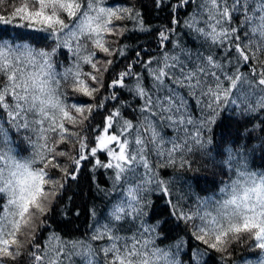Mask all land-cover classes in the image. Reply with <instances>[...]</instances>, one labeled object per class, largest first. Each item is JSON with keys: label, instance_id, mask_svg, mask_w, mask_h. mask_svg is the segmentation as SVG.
I'll use <instances>...</instances> for the list:
<instances>
[{"label": "snow or ice", "instance_id": "snow-or-ice-1", "mask_svg": "<svg viewBox=\"0 0 264 264\" xmlns=\"http://www.w3.org/2000/svg\"><path fill=\"white\" fill-rule=\"evenodd\" d=\"M153 5L168 11L157 29L145 26L136 0H0V264H184L183 237L157 243L155 192L198 242L189 264H205L210 251L236 264L237 247L258 252L246 264H264V174L238 161L215 214L207 201L203 213L186 210L162 178L191 170L228 106L264 113V0ZM135 31L152 36L156 51L129 55L124 40ZM10 129L22 134L27 158L13 155ZM89 166L111 180L97 191L122 190L121 198L103 223L90 213L83 238L65 239L50 221L68 181Z\"/></svg>", "mask_w": 264, "mask_h": 264}, {"label": "trees", "instance_id": "trees-1", "mask_svg": "<svg viewBox=\"0 0 264 264\" xmlns=\"http://www.w3.org/2000/svg\"><path fill=\"white\" fill-rule=\"evenodd\" d=\"M109 6H120L124 0H108ZM136 7L141 13L145 26L151 29L160 28L168 22V11H161L154 7L153 0H136ZM131 27V25H129ZM14 35V33H12ZM189 46L195 47L196 42L190 37H185ZM128 46V54L135 51H156V41L147 32H130L128 38L124 40ZM63 57H60L61 62ZM86 99V98H85ZM236 106H228L221 111L217 122L211 126L205 139L208 141L206 147L198 151L192 159L191 170L166 169L163 171V179L170 181L174 190V195L179 194L184 197L182 203L187 209H200L202 201L209 202L207 211L215 214L216 201L224 199V194L220 189L230 185L237 179V162H242L248 172L255 173L257 177L264 174V113L241 115L239 109L234 111ZM101 115H97L95 122L99 123ZM218 132V133H217ZM10 141L13 155L17 159H24L31 155L29 146L25 143L22 134H17L14 129H10ZM214 144H218L214 146ZM258 164V166L256 165ZM222 171H227L224 174ZM103 170L95 173L90 166L82 169L79 179L69 180L67 189L62 201L59 203L54 219L50 222L53 228L65 239L83 238L93 223L90 213L95 210L96 219L103 223L111 209L113 202L120 197V192H112L110 196H105L97 191V184L100 188H111V180L108 174H101ZM216 175L213 182H206V176ZM202 185L201 190L197 188ZM169 197L160 192L151 194V206L149 208L150 218L158 223L160 239L157 243L162 248H167L175 243L178 237H183L187 241L183 248L182 259L184 264H189L190 250L198 243L193 240L188 233L190 226L171 216V205L167 202ZM203 213V209H200ZM177 223L179 230L168 234L163 219ZM170 231V230H169ZM171 232V231H170ZM47 235V233H42ZM236 264H246L251 258L259 256L258 252L237 247L234 253ZM205 264H221L219 255L210 251L204 257ZM21 264H27L26 258H21ZM79 264V262H78Z\"/></svg>", "mask_w": 264, "mask_h": 264}, {"label": "bare ground", "instance_id": "bare-ground-1", "mask_svg": "<svg viewBox=\"0 0 264 264\" xmlns=\"http://www.w3.org/2000/svg\"><path fill=\"white\" fill-rule=\"evenodd\" d=\"M64 59H62V61H63ZM218 133V132H217ZM218 144H214V146H217ZM257 166H258V164H256ZM224 174H228V172L227 171H222ZM207 178H206V180H208V181H206V182H209V183H211V182H213L214 181V179H215V177H216V175H211V176H206ZM203 186L202 185H198L197 186V188H199L200 190H201V188H202ZM163 224H164V226H165V228H166V230L168 231V234L169 235H171L172 234V232H176L177 230H179V227H177V223L176 222H172V221H169L167 218H164L163 219ZM171 232H170V231Z\"/></svg>", "mask_w": 264, "mask_h": 264}, {"label": "rangeland", "instance_id": "rangeland-1", "mask_svg": "<svg viewBox=\"0 0 264 264\" xmlns=\"http://www.w3.org/2000/svg\"><path fill=\"white\" fill-rule=\"evenodd\" d=\"M259 256L255 257V258H251L250 260H258Z\"/></svg>", "mask_w": 264, "mask_h": 264}]
</instances>
